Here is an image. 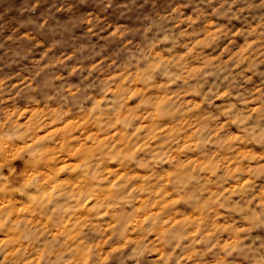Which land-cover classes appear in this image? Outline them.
<instances>
[{"label":"clouds","instance_id":"clouds-1","mask_svg":"<svg viewBox=\"0 0 264 264\" xmlns=\"http://www.w3.org/2000/svg\"><path fill=\"white\" fill-rule=\"evenodd\" d=\"M0 264H264V0H0Z\"/></svg>","mask_w":264,"mask_h":264}]
</instances>
